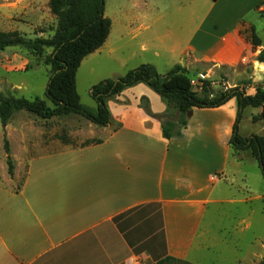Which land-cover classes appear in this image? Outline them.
Masks as SVG:
<instances>
[{
	"label": "crops",
	"instance_id": "0c3cea01",
	"mask_svg": "<svg viewBox=\"0 0 264 264\" xmlns=\"http://www.w3.org/2000/svg\"><path fill=\"white\" fill-rule=\"evenodd\" d=\"M49 1L0 0V31L26 37L31 31V39L47 36L37 30L53 16ZM210 2L188 28L163 25L165 13L158 7L148 22L136 26L122 11L128 24L125 19L119 39L109 43L110 32L88 56L136 41L147 58L140 64L151 63L160 73L176 64L231 68L258 56L263 49L254 52L242 33L254 24L243 18L258 6L263 9L264 0ZM32 58L20 46L0 50V91L16 96L28 89L27 81L14 77L31 72L34 80L44 78L47 88L50 70ZM117 58L127 63L124 56ZM109 107L112 122L93 128L100 142L32 156L18 188L0 186V264H153L167 256L192 264L261 261L264 175L251 149L236 151L230 144L237 99L194 107L182 133L171 138L164 137L162 122L154 116L168 111V103L146 83L112 97ZM253 108L252 118L262 111ZM255 123L258 130L242 132L240 120V134L264 135V120ZM23 127L13 131H21L24 141Z\"/></svg>",
	"mask_w": 264,
	"mask_h": 264
},
{
	"label": "trees",
	"instance_id": "16d2710c",
	"mask_svg": "<svg viewBox=\"0 0 264 264\" xmlns=\"http://www.w3.org/2000/svg\"><path fill=\"white\" fill-rule=\"evenodd\" d=\"M49 7L57 18V27L52 36L31 39L19 31H0V50L9 46H20L30 53L41 55L51 49L45 58L52 71L46 95L53 105L39 97L29 99L0 91V119L4 126L15 111L23 109L45 120L75 114L83 116L97 126H107L113 119L109 100L128 87L146 83L168 103V111L154 116L162 122L164 137L171 138L182 133L194 107H217L235 97L238 102V115L230 144L236 151L251 149L264 175V135L254 133L243 136L238 126L243 110L250 106L262 108L259 114L253 116V121L264 120V85H259L254 94H248L237 86L210 97L206 86L202 93L194 89L192 76L185 66L176 64L167 73H160L153 64L142 63L122 76L103 79L94 84L91 95L96 100L97 107L90 110L81 103L77 89V73L83 59L98 50L110 35L112 20L105 15V0H50ZM37 31L43 32L41 29ZM242 33L254 48L262 44L254 25ZM257 60L264 62V49L260 51ZM143 106L153 115L147 102L144 101ZM171 109L177 110V119L169 114ZM97 142L100 140L94 139L86 144ZM4 148L8 155V170L12 174L14 166L10 143L6 137ZM153 264L192 263L167 256ZM258 264H264V256Z\"/></svg>",
	"mask_w": 264,
	"mask_h": 264
},
{
	"label": "rangeland",
	"instance_id": "374dc122",
	"mask_svg": "<svg viewBox=\"0 0 264 264\" xmlns=\"http://www.w3.org/2000/svg\"><path fill=\"white\" fill-rule=\"evenodd\" d=\"M182 1L188 0H105V15L112 20L109 43L112 44L119 39V29H122L125 19L127 21V18L123 17L122 11H124V14L132 16L128 18V21L132 20L133 25L136 26L146 21L147 16H150L152 13L154 15L158 7L160 8L159 12L163 10L165 13L163 25L175 29L180 27L188 28L193 26L195 17L206 12L209 6L208 2H210V0H194L192 5H189ZM259 8L260 6L243 18L246 22L254 24L257 34L261 38L262 44L254 51L257 53H259L261 49H264V8ZM56 27L57 18L53 15L52 18H49L39 29L43 31L44 35L52 36ZM27 37L33 38L34 33L31 31L27 32ZM135 43L136 41L134 44H128V48H123L116 52L113 51L112 53H107V47L103 49L102 52L94 53L86 58L87 62L85 60L84 66H82L77 77V89L83 106L90 110L96 109L97 102L91 95V88L94 84L103 79L122 76L127 70L133 69L147 59L144 55L139 53L138 46ZM134 50L138 51V53L135 52L134 54ZM50 51L51 49H47L41 55L28 53L31 54L33 57L32 59L36 61L41 60L43 66L49 68L51 73V65L45 62V58ZM122 56L127 58V63L122 64L116 61V59H118L117 57ZM189 71L192 76L191 79L194 81V89L202 93L206 86L210 97H214L218 93L237 86L250 94L256 91L259 85H264V62L258 61L255 54L242 66L230 68L227 66L214 65L212 63H198L195 67L189 69ZM33 74L34 72H31L21 77H14L16 80L23 78L28 84V89L17 93L16 96L29 99L39 96V98L44 99L52 106L51 100L46 95V89L44 87L46 82L45 79L39 78V81L37 79H35V81ZM254 74L256 76H254ZM255 110H257V108L250 106L243 112L241 118L242 132H245L247 128H255L256 130L260 128V126L253 122L252 116L249 115L250 111L255 114ZM177 113L175 109H171L169 112L175 119H177ZM248 117H250V120ZM91 123L92 122L83 116L75 114L45 120L38 118L32 112L24 109L14 112L10 122L12 126L10 130L5 128L0 119V186L18 188L26 176L28 171V160L32 156L52 150L55 151L65 146L85 145L87 142L96 139L95 137L93 138V128L96 124ZM23 126L26 128L24 141L22 136H18L21 131L18 134L13 131V127H15V131H18L21 130ZM99 136H103V133H100ZM5 137L9 139L12 144L10 147V155L14 166L12 174H10L8 170V155L4 148ZM14 159H18V161ZM258 262L256 264H258Z\"/></svg>",
	"mask_w": 264,
	"mask_h": 264
},
{
	"label": "built area",
	"instance_id": "2783aa9c",
	"mask_svg": "<svg viewBox=\"0 0 264 264\" xmlns=\"http://www.w3.org/2000/svg\"><path fill=\"white\" fill-rule=\"evenodd\" d=\"M194 83V81L192 80V84ZM194 85V84H193Z\"/></svg>",
	"mask_w": 264,
	"mask_h": 264
}]
</instances>
